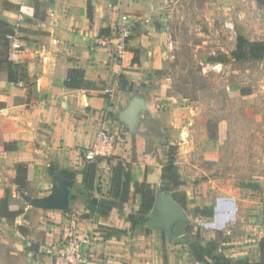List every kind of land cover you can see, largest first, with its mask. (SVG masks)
Listing matches in <instances>:
<instances>
[{"label":"crops","instance_id":"0c3cea01","mask_svg":"<svg viewBox=\"0 0 264 264\" xmlns=\"http://www.w3.org/2000/svg\"><path fill=\"white\" fill-rule=\"evenodd\" d=\"M49 1L50 14L42 19L33 0H0L5 5L0 10L1 19L23 28L24 38L17 35L11 42L17 49L16 55L11 53L12 58L28 65L34 81L31 91L7 80L0 84V200L9 190L10 209L23 211L16 219L0 220V264H58L56 259L42 255L43 251L70 237L87 239L86 264H200L188 249L187 236L199 237L204 247L214 246V254L232 264L257 263L258 259L253 262L251 248H260L264 226L238 233V203L234 198L214 202L188 194L184 210L193 229L187 232L182 223L177 224L172 240L163 229L149 228L147 223L133 232L107 238V229L124 226L118 209L110 216L84 218L85 208L78 204L69 210L30 205L34 198H29L26 190H36V198L51 194L55 177L50 174L51 167L76 172L74 184L82 187V172L87 162L95 160L93 148L103 128L114 136L116 148L111 157L98 164L102 192L93 196L110 198L113 167L121 161L130 164L134 180L149 184L158 198L166 193L162 191V176L171 151L168 146L153 144L163 140L156 119L166 116L160 111L164 106H153L154 101L146 99V80L155 76L157 67L143 49L149 43L158 45L157 29L149 24L154 0H91V20L87 17L88 0ZM16 10L24 12L21 20L14 16ZM123 16L132 23L125 61L106 41L113 35L114 26L123 24ZM102 30L106 32L101 34ZM152 37L154 42H150ZM73 69L83 70L85 83L92 87H67ZM139 102L142 110L136 123L131 124L127 114ZM19 164L28 168L27 187L21 192L15 184ZM130 203L140 209V197L132 196ZM196 209H212L214 216H200ZM201 223L204 228L197 229L195 225ZM237 239L243 243L233 245Z\"/></svg>","mask_w":264,"mask_h":264},{"label":"rangeland","instance_id":"374dc122","mask_svg":"<svg viewBox=\"0 0 264 264\" xmlns=\"http://www.w3.org/2000/svg\"><path fill=\"white\" fill-rule=\"evenodd\" d=\"M154 2L149 24L157 29L158 45L152 37L154 43L143 49L148 59L156 61L157 69L155 76L146 80V99H152L153 106H164L160 111L167 114L155 120L163 140L153 144L171 148L187 197H208L214 202L236 199L238 233L264 226V61L218 64L211 60L233 52L239 35L251 42H264V7L256 0ZM32 3L42 19L49 16V0ZM4 8L1 3L0 10ZM23 14L16 10L14 16L21 20ZM227 21L234 24L235 34L225 27ZM17 27L18 36L24 38L23 28ZM16 50L14 46L9 50L13 61L11 53ZM18 65L26 78L17 86L33 90L28 65ZM5 80L6 75L0 73V84ZM243 89L251 94L243 96ZM26 191L29 198L39 197L36 190ZM123 209H127L124 214L139 211L131 203ZM241 243L237 239L233 245ZM58 245L46 247L42 255L50 257L47 249ZM251 250L253 262L259 261L260 248Z\"/></svg>","mask_w":264,"mask_h":264},{"label":"trees","instance_id":"16d2710c","mask_svg":"<svg viewBox=\"0 0 264 264\" xmlns=\"http://www.w3.org/2000/svg\"><path fill=\"white\" fill-rule=\"evenodd\" d=\"M257 3L264 7V0H256ZM88 19L93 18V6L92 1L88 0L87 6ZM20 29L8 22L0 19V73L5 74L7 81L13 84H20L24 82L26 74L23 69L10 58L11 38L18 35ZM106 30H102L101 34H104ZM213 63L229 64V63H244L253 61L264 60V42H251L244 36L239 35L237 37L236 49L230 54H221L217 58L211 59ZM85 72L83 70H70L67 87L73 89H89L92 87L85 83ZM251 94V90L243 89L242 95L248 96ZM171 154V153H170ZM104 158H96L93 162H87L83 174L82 187H77L74 184V190L71 193V206L78 203L85 208L84 218H90L95 214L102 216H110L116 209L121 211L124 217V226L122 229L109 228L107 238L117 235L127 234L133 232L140 227H144L147 223L149 214L153 211L157 192L145 182H136L134 180V172L130 164L118 161L113 167V173L111 178L110 198H99L93 196V193L97 192L101 194L102 189L99 182L98 164ZM15 184L18 187V191L21 192L27 187L28 168L24 164H19L16 168ZM50 174L52 177L60 175L63 178L75 182L76 172L68 170H61L51 167ZM162 180L164 186L162 191L171 192L174 200L178 202L183 208L187 206V195L181 190L183 183L180 181V177L177 174L174 158L170 155V160L166 168L164 169ZM11 193L6 190L5 196L0 200V220L16 219L23 211H12L10 209ZM132 196L140 197V209L137 213L124 214L123 208L127 204ZM26 201H30L29 198L24 197ZM73 207V206H72ZM196 214L204 217L212 218L214 211L196 209ZM187 232L192 231L193 227L189 223H182ZM164 235H166L164 233ZM186 244L190 253L193 255L196 262L200 264H232V262L225 258L214 254V246L204 247L199 240V237L192 239L189 236L185 238ZM260 260L257 263H245L240 262L238 264H264V240L260 242Z\"/></svg>","mask_w":264,"mask_h":264},{"label":"water","instance_id":"95a60500","mask_svg":"<svg viewBox=\"0 0 264 264\" xmlns=\"http://www.w3.org/2000/svg\"><path fill=\"white\" fill-rule=\"evenodd\" d=\"M142 110L139 102L127 114L131 124H135L137 116ZM74 182L60 175L54 177V185L51 194L42 198H34L30 205L35 208L50 210H69L71 207V193ZM190 219L184 208L174 200L170 192H166L156 199L153 211L149 214L147 226L149 228L163 229L168 238H174V228L179 223H189Z\"/></svg>","mask_w":264,"mask_h":264},{"label":"built area","instance_id":"2783aa9c","mask_svg":"<svg viewBox=\"0 0 264 264\" xmlns=\"http://www.w3.org/2000/svg\"><path fill=\"white\" fill-rule=\"evenodd\" d=\"M123 24L117 23L113 28V35L109 40L113 46L115 55L123 60L126 52V44L128 38L131 36V21L128 16H123ZM225 27L235 34V26L232 22H225ZM14 40V37H10ZM116 148V140L108 129H101L98 132L97 141L93 148L92 156L96 158H108L114 154ZM201 226L205 224L201 223ZM88 243L86 238L70 237L58 246L47 249V253L51 258L56 259L58 264H86L85 246Z\"/></svg>","mask_w":264,"mask_h":264}]
</instances>
